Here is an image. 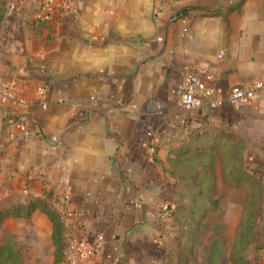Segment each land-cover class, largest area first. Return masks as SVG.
<instances>
[{
	"label": "crops",
	"instance_id": "obj_1",
	"mask_svg": "<svg viewBox=\"0 0 264 264\" xmlns=\"http://www.w3.org/2000/svg\"><path fill=\"white\" fill-rule=\"evenodd\" d=\"M39 11L6 0L0 87L27 104L0 99V204L68 195L104 234L76 264H176L186 234L175 218L194 170L185 157L197 153L208 187L244 189L226 200L235 236L245 205L264 204V91L240 105L226 94L264 76V0H75L45 21ZM187 68L222 99L186 109ZM249 177L261 194L249 195Z\"/></svg>",
	"mask_w": 264,
	"mask_h": 264
},
{
	"label": "rangeland",
	"instance_id": "obj_2",
	"mask_svg": "<svg viewBox=\"0 0 264 264\" xmlns=\"http://www.w3.org/2000/svg\"><path fill=\"white\" fill-rule=\"evenodd\" d=\"M3 6L6 7V0H0V40L4 30V14L1 13ZM200 160L201 158L194 157L191 154L185 157V161L189 162L188 168L193 167L194 170L190 169L186 173L187 180L184 181L182 193L184 199L181 200L185 203L179 204L178 214L175 218L177 221L174 226L178 225L177 227L186 234L184 243L182 240L179 242L183 244L182 249H185L186 246L191 247L187 248L190 255L186 259H182L186 253L182 251L177 253L181 258L176 264L179 262L180 264H257V260L261 258L260 250L264 247V204H262V208L256 204L252 205L250 214L252 217L253 215L255 217L259 215L260 217L251 221L247 241L241 244L236 243V237L237 242L240 240L236 236L239 228H236L234 236L233 215L235 211L233 209L229 210L230 205L226 200L230 197L234 201H239L244 196V189L241 190L239 187L225 188L223 181L220 182L221 186L219 188L202 186L209 183L211 178L208 177L209 173L205 172V168L207 169L206 164L195 163L196 166L192 165L193 161ZM189 177L197 182L199 187L191 184V180H188ZM250 182L252 188L248 189L249 195L254 197L261 194L260 188L254 186V179L250 178ZM35 194L37 195V193ZM190 197L192 202L187 204L189 201L187 199ZM45 198L48 197L45 196ZM214 198L216 202H213ZM202 199L213 203V205L203 204L205 211L201 212L202 217L196 219L198 214L193 213L198 211V201ZM49 201L51 202L50 199ZM0 207L7 208L11 206L0 204ZM245 207L248 206L245 205ZM258 209H260V212L258 211L256 215ZM30 214L20 212L18 215H9L18 217L9 219V216H7L4 218L0 224V242L10 243L17 250L23 264H54L55 245L50 237L51 220L44 211L42 215L45 221H42V223H37L38 221L41 222L38 218L37 220L31 219ZM179 216L182 219L178 218ZM209 255L210 257L213 256V261L210 260Z\"/></svg>",
	"mask_w": 264,
	"mask_h": 264
},
{
	"label": "built area",
	"instance_id": "obj_3",
	"mask_svg": "<svg viewBox=\"0 0 264 264\" xmlns=\"http://www.w3.org/2000/svg\"><path fill=\"white\" fill-rule=\"evenodd\" d=\"M39 7V12L35 18L46 20L49 17V10L55 7L67 9L75 8V0H35ZM164 1V0H158ZM38 91L43 93V87L39 86ZM264 91V76L254 79L246 84L232 85L226 99L234 105H240ZM179 95L182 104L186 109H190L202 104L204 101L214 105L217 98L214 89L206 79L202 78L197 71L187 68L182 73L179 86ZM0 99L10 100L17 105L25 107L26 100L14 94L11 87H0ZM51 204L60 212L64 220V247L63 264H76L77 262L95 255L104 244V234L102 230L90 229L87 221L83 218V211L78 207L67 204L68 195L55 196L51 199ZM160 210L168 211L170 205L163 203L159 206Z\"/></svg>",
	"mask_w": 264,
	"mask_h": 264
},
{
	"label": "trees",
	"instance_id": "obj_4",
	"mask_svg": "<svg viewBox=\"0 0 264 264\" xmlns=\"http://www.w3.org/2000/svg\"><path fill=\"white\" fill-rule=\"evenodd\" d=\"M1 13H5L6 7L1 8ZM208 144L205 142V147H207ZM204 147V148H205ZM206 149V148H205ZM194 157H200V155L194 154ZM206 164V163H205ZM207 165V164H206ZM205 172L209 173L208 177L212 178L213 173L209 172L208 169L205 168ZM211 173V174H210ZM253 179L252 177H249V180ZM207 187L209 183H206ZM198 211H195L193 214H198L196 215V219H199L201 216V212L205 211V207L202 206L203 204H212L209 203L208 201H205V199H202L201 201H198ZM213 202H216L215 198ZM256 203H249L247 204L248 207H245V211L243 213V217L240 219L238 222V227L239 230H237L238 234L236 236L239 237V242H237V237H236V243H244L247 241V237L250 234V229H251V221L255 220V216L250 214L252 211V205H255ZM39 208L40 210L46 212L48 215L49 219L51 220L52 223V231H51V238L53 241V244L55 245L54 249V257H55V262L54 264H63L62 263V258H63V247H64V228H65V223L63 218L61 217L60 212L48 201L47 198L42 197L40 195H33L27 204L25 205H13V207H7L3 208L0 207V224L9 215H18L20 212H23L25 214L31 213L34 209ZM209 208V207H208ZM192 212V211H191ZM198 212V213H197ZM257 215V212L255 213ZM191 246H186L185 249H182L181 251L186 253L182 259H186L188 255H190V251L187 249ZM181 257H179L180 259ZM210 260L213 261V256L210 257ZM182 261V260H181ZM0 264H23L21 262L20 256L18 255V252L16 249H14L10 243H1L0 242ZM180 264V262L178 263Z\"/></svg>",
	"mask_w": 264,
	"mask_h": 264
}]
</instances>
